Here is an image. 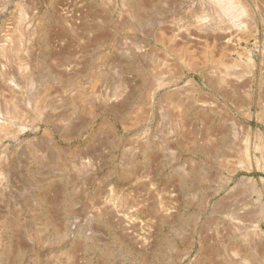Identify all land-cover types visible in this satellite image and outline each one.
Returning a JSON list of instances; mask_svg holds the SVG:
<instances>
[{"label":"rangeland","instance_id":"374dc122","mask_svg":"<svg viewBox=\"0 0 264 264\" xmlns=\"http://www.w3.org/2000/svg\"><path fill=\"white\" fill-rule=\"evenodd\" d=\"M0 102V264H264V0H0Z\"/></svg>","mask_w":264,"mask_h":264},{"label":"bare ground","instance_id":"6f19581e","mask_svg":"<svg viewBox=\"0 0 264 264\" xmlns=\"http://www.w3.org/2000/svg\"><path fill=\"white\" fill-rule=\"evenodd\" d=\"M242 10V9H241ZM1 103V102H0ZM1 107V106H0ZM1 126V125H0ZM1 128V127H0ZM3 128H1L0 130H2ZM257 145H256V149L259 150L260 152H262L264 154V141L262 140V135L258 136V141H257ZM264 156V155H263Z\"/></svg>","mask_w":264,"mask_h":264}]
</instances>
